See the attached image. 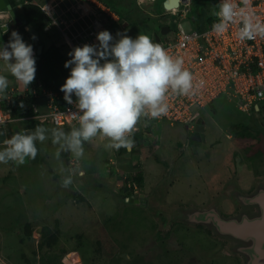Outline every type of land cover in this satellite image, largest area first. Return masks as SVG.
<instances>
[{
	"label": "rangeland",
	"instance_id": "1",
	"mask_svg": "<svg viewBox=\"0 0 264 264\" xmlns=\"http://www.w3.org/2000/svg\"><path fill=\"white\" fill-rule=\"evenodd\" d=\"M23 1L27 0H16V7L20 9ZM28 1L46 9L45 33L38 36L42 47L54 44L66 56L71 51L64 34L90 29L96 20L103 21L101 8H107L98 0ZM110 2L119 10L123 5L132 10L135 4L138 13L132 18L137 23L128 35L133 39L139 34L151 37L156 27L165 24L171 33L162 39L173 37L177 21L162 17V0ZM212 5V0H192L191 11L179 21L183 29L190 31L192 18L200 13H214ZM105 26L113 31L119 28L117 23ZM0 74L7 76L9 86L21 87L3 60ZM212 106V115L202 114L204 142L192 141L190 126L195 124L150 121L146 125L140 119L133 135L136 151L127 159L122 158L126 153L117 155L106 147L110 141L99 136L84 144L81 160L70 153L68 162L57 159L59 145L52 143L49 131L47 140L37 142V162L0 163V264H65L64 255L72 251L77 254L69 255L75 264H248L243 250L250 242L221 235L211 222L194 219L208 211L225 220L258 216V207L243 199L264 188V115L239 112L236 100L224 96ZM22 110L19 106L17 114ZM239 123L242 131H230L231 125ZM63 130L68 132L66 127ZM217 140L224 153L210 149ZM5 147L0 145V150ZM69 170L73 183L64 188L61 177ZM129 175H140L142 186L134 183L133 189ZM128 183L131 189L125 191ZM46 227L58 237L55 251L47 253L37 249Z\"/></svg>",
	"mask_w": 264,
	"mask_h": 264
},
{
	"label": "clouds",
	"instance_id": "2",
	"mask_svg": "<svg viewBox=\"0 0 264 264\" xmlns=\"http://www.w3.org/2000/svg\"><path fill=\"white\" fill-rule=\"evenodd\" d=\"M145 0H138L143 4ZM248 5L249 0H243ZM216 15L213 31L222 34L229 23L240 17L243 27L238 32L241 41L264 37V24L253 23L243 9L237 11L231 0H222ZM6 30V27H5ZM120 37L113 43L112 34L103 30L97 34L98 45L85 44L69 52L70 60L64 64L71 72L61 86L64 99L73 104L77 98V123L70 131L63 128L36 127L33 132H17L6 139V147L0 150V163L23 164L26 158L35 160L37 142L43 143L51 133L52 143L61 151L68 152L79 161L84 157V144L99 137L107 138L108 148L128 151L134 146L133 135L141 117L159 119L169 111V93L188 96L194 90V76L184 66V60L170 55L159 42L145 34L135 39L117 33ZM35 39V37H33ZM0 60L6 63L10 74L25 89L34 82L36 61L33 46L26 44L20 34L13 31L7 46L0 47ZM14 61V62H12ZM103 61V63H101ZM9 86L7 76L0 75V97ZM61 173L65 169L61 168ZM83 175V172H80ZM73 183L72 172L62 175L61 186Z\"/></svg>",
	"mask_w": 264,
	"mask_h": 264
},
{
	"label": "built area",
	"instance_id": "3",
	"mask_svg": "<svg viewBox=\"0 0 264 264\" xmlns=\"http://www.w3.org/2000/svg\"><path fill=\"white\" fill-rule=\"evenodd\" d=\"M191 2L192 0H180L178 8L165 10L162 17L174 16L172 20L177 23L173 37L166 41L160 37V43L170 55L182 58L185 68L192 72L193 93L188 96L169 93L167 115L159 119L141 117V121H164L169 125L195 124L190 126L194 133L198 118L209 105L223 95L229 101L236 100V108L242 113L249 114L253 109L255 113L264 115V37L258 35L253 40L241 41L238 38V32L243 27L240 17L229 23L222 34L214 32L212 26L219 23L220 18L216 13L220 10L222 0H216L217 8L206 17L207 22L200 32L194 29L195 20L192 17L191 30L185 31L179 21L186 19L187 13L191 11ZM231 2L237 11L243 9L253 23L264 24V0H249L248 5H245L243 0ZM41 9L46 11L45 7ZM100 15L105 16L103 21H95L90 29L70 34L71 36L64 34L65 44L70 51L85 44L98 45L97 34L103 30L109 31L105 26L109 22L119 24L120 32L127 31V25L119 23L118 16L108 7H102ZM52 25L55 23L52 22ZM25 43L32 45L30 41ZM32 46L35 55L38 50L36 46ZM6 92L5 96L0 97V127L23 120H36L57 128L78 126L76 99L72 98L74 103L68 104L63 92L48 90L39 83L28 86L27 89L23 85L21 90L9 88ZM13 99L18 102V107L23 108L20 114L26 112L25 108L31 111V114L25 117L16 116L12 112ZM27 102L29 104L25 106ZM132 187L136 189L133 183ZM126 199L128 200L127 197Z\"/></svg>",
	"mask_w": 264,
	"mask_h": 264
},
{
	"label": "trees",
	"instance_id": "4",
	"mask_svg": "<svg viewBox=\"0 0 264 264\" xmlns=\"http://www.w3.org/2000/svg\"><path fill=\"white\" fill-rule=\"evenodd\" d=\"M98 1L100 3H102L103 5L107 6L109 9H111L118 16L119 23H121V24L125 23L127 25V29L129 28L131 31L134 30L137 22L134 21L132 17L138 13L137 8L135 7V4L133 5L132 10H130L128 8V6H125V5L122 6L121 4H118V6H122L119 10L117 8V5H115L113 2H110V0H98ZM118 1H122V0H118ZM202 1H204V0H202ZM124 2H127V1H123V3ZM212 2H213L212 10H215L217 8L216 0H212ZM9 4L13 8H15L17 3H16V0H9ZM196 7H199V4H194V8H196ZM210 12L211 11L208 10L207 15H209ZM205 14H206V12L200 13L199 15L196 16L194 29L197 32H200L203 29L205 23L207 22V20H206L207 15H205ZM17 16L23 22V25L31 26L34 29V31L38 34L39 37L41 34L45 33L46 16H45L44 12L41 10L39 5L33 4L32 2H30L28 0L23 1L22 6L20 8V12L17 13ZM159 28H160L159 26L156 27L154 33L151 36L153 42H156L155 34L158 33ZM13 31L18 32L20 34V36L22 37L23 41L29 40L32 43L31 38L29 37V35L27 34V32L24 30L23 27L18 28L14 25H10V26L8 25V26H6V30H4L3 27H0V47L7 46ZM161 40H162V37H161ZM32 45L42 46V43L39 39V42L37 44H32ZM38 56H39V59L36 61L35 80L29 86H35V84L39 83L44 88H46L48 90H51V91H54L57 93H61L62 92L60 90L61 86L65 83V80L68 78V76L70 75V72H71V67L65 68L64 64L66 61L70 60L71 57L68 55L67 56L64 55L61 48L54 45V44H50L47 48L42 47L40 53H38ZM101 63H103V61H101ZM224 97L228 100V98L226 96H224ZM72 98L77 99L74 95ZM11 103H12V107H13L12 112L16 116L25 117L26 115L31 114V111H28L25 108L26 114L24 113V114L18 115L17 114L18 102L15 99H13ZM28 104H29V102L25 103L24 105L26 106ZM206 111L209 112L211 115L213 114L214 108H213L212 104L206 108ZM250 113H251L252 117L258 115L257 113L254 112L253 109L251 110ZM196 124L202 125L203 127H205L206 119L201 116L200 118H198ZM45 125H46L45 123H39L36 120H29L26 122L25 126L27 129L35 130L36 127H38V126L44 127ZM241 126H242V123L231 125L230 131H234V132L235 131L239 132V130L242 131ZM66 128L68 129V131L71 130V128H69V127H66ZM220 145H221V142L219 140H217L212 145H210V149L213 152H218V154H219V152L224 153V151L222 152L220 150L221 149ZM126 151L127 150L125 148H121L120 150H116V154L122 155V154L126 153ZM135 151L136 150L134 148L131 149V156L135 153ZM60 157L63 160H65L66 162L69 161V153L68 152L61 151ZM233 159H234L233 167L235 166V168L237 169L239 166L236 164L237 163L236 160H238V159H237V157H235ZM243 162L247 163L248 161H242V163ZM236 169L233 171V175L237 174ZM127 181L132 182L133 184L135 183L139 188L142 186V182H143L140 175L135 176V177H132L131 175H129L127 178ZM26 227L28 230L30 229L28 227V225ZM29 234H31V232H29ZM57 243H58L57 235L55 233H51L50 229L46 227L43 229V231L41 233L40 242L38 244V249L42 250L43 247H46L47 250L45 253H47V251L52 252L53 251L52 249L55 246H57ZM74 255H77V254L73 253L72 256H74Z\"/></svg>",
	"mask_w": 264,
	"mask_h": 264
},
{
	"label": "water",
	"instance_id": "5",
	"mask_svg": "<svg viewBox=\"0 0 264 264\" xmlns=\"http://www.w3.org/2000/svg\"><path fill=\"white\" fill-rule=\"evenodd\" d=\"M180 0H162L163 10H168L167 8H178ZM7 11L9 15L14 19L15 22L20 25L22 22L19 18L15 17V13L12 10L9 0H0V12ZM171 19H174V16H171ZM5 27L3 29L5 30ZM48 29V28H46ZM27 34L30 36L33 43H38V35L34 29L27 25L25 26ZM170 28L168 26H161L159 32L155 34L156 42H160V37H164L170 33ZM109 32L113 36V42L117 38V33H121L119 30ZM35 37V39H33ZM162 42V41H161ZM38 52L34 55L35 61L39 59L38 53H40V47L37 48ZM145 121L146 125H149L150 122ZM17 132H33V130H23L20 124H14L8 127H0V145H5L4 141L10 139L12 135ZM192 141L194 142H204V127L202 125H197L194 128V133L192 135ZM131 151H126V154L122 155L123 159L130 158ZM38 161V155L35 160L26 158L23 164H16L15 166L25 165L28 163H34ZM133 202V201H131ZM245 204H253L258 207V216L247 218L243 217L240 220H225L219 216L216 212L208 211L204 213H198L195 216V222H211L215 230L221 234L233 237L237 240L250 242V245L245 248L243 251L248 258V264H264V188L256 192L255 195L250 198L243 199ZM76 252H70L67 255L73 254ZM79 258V257H78Z\"/></svg>",
	"mask_w": 264,
	"mask_h": 264
},
{
	"label": "flooded vegetation",
	"instance_id": "6",
	"mask_svg": "<svg viewBox=\"0 0 264 264\" xmlns=\"http://www.w3.org/2000/svg\"><path fill=\"white\" fill-rule=\"evenodd\" d=\"M154 1H156V0H154ZM11 7H12V6H11ZM18 9H19V8H17L16 6H15V8L12 7V10L14 11V13H15V17H16V18H19V17L17 16V13L20 12V9H19V11H18ZM3 12H4V13H3V15H4L3 21L6 22V26H8V25H9V26H10V25H14V26H16V27H18V28L23 27L24 30H25V25H23V22H22V21H21L22 23H21L20 25H18V23L14 21V19L9 15V13H8L6 10L3 11ZM0 15H1V13H0ZM157 16H158V15H156L155 17H157ZM166 18L168 19V17H166ZM166 18H164V19H166ZM165 25H166V24H165ZM26 26H27V25H26ZM163 26H164V25H163ZM160 27H161V26H160ZM108 29L111 30L110 27H108ZM25 31H26V30H25ZM112 31H113V30H112ZM26 32H27V31H26ZM125 32H126L127 35H129V33H127V31H125V30H124L123 33H122V32H121V33L124 34ZM37 35H38V34H37ZM29 37H30V36H29ZM32 43H33V42H32ZM33 44H37V43H33ZM36 47H37V48L40 47V51H41L42 46L37 45ZM20 122H22V121H20ZM24 127H26V126L24 125ZM24 130H28V129H25V128H24ZM29 130H30V129H29ZM128 189H131V185H130L129 183L127 184V188L125 187L124 190L127 191ZM130 197H131V196H130ZM40 236H41V234H40ZM55 248H56V246H55L52 250L55 251ZM37 249H38V246H37ZM43 249H44L45 251L47 250L46 247H43ZM38 250H39V249H38ZM56 252H57V251H56ZM58 252H61V250H58ZM72 252H73V251H72ZM69 253H70V252H67L66 254L64 253V254H65L64 256L67 257V258L64 259L65 264H71V263L67 260V259L70 258V256L67 255V254H69ZM72 255H73V254H72ZM68 256H69V257H68ZM236 260H237V259H236ZM70 261L74 263V259H73V257L70 258ZM64 262H63V263H64ZM238 262H240V258H238L237 263H238ZM74 264H75V263H74Z\"/></svg>",
	"mask_w": 264,
	"mask_h": 264
},
{
	"label": "crops",
	"instance_id": "7",
	"mask_svg": "<svg viewBox=\"0 0 264 264\" xmlns=\"http://www.w3.org/2000/svg\"><path fill=\"white\" fill-rule=\"evenodd\" d=\"M3 12V11H2ZM1 13V12H0ZM3 15V14H2ZM3 18H4V16H3ZM0 21H3V20H0ZM96 21H98V20H96ZM4 26H6V22H4L3 24H2V27H4ZM118 30V29H117ZM110 31H112V30H110ZM112 32H115V31H112ZM127 32L129 33L130 32V29L128 28L127 29ZM116 39H119V36H117V38ZM33 44V43H32ZM1 75V74H0ZM21 87H22V84H21ZM21 87L19 88V87H17L15 84H12V85H10V86H8V89L9 88H17L18 90H21ZM8 89H7V91H8ZM6 94H7V92H6ZM5 94V95H6ZM4 95V96H5ZM23 121H25V122H27V120H23ZM22 121V122H23ZM21 122H17V124H20ZM14 124H16V123H13V124H7V125H5L4 127H8V126H12V125H14ZM26 125V124H25ZM22 127V129H27L26 127H24V125L23 126H21ZM29 130V129H28ZM34 131V130H33ZM4 146H6V145H4Z\"/></svg>",
	"mask_w": 264,
	"mask_h": 264
},
{
	"label": "bare ground",
	"instance_id": "8",
	"mask_svg": "<svg viewBox=\"0 0 264 264\" xmlns=\"http://www.w3.org/2000/svg\"><path fill=\"white\" fill-rule=\"evenodd\" d=\"M168 10H171V9H175V8H173V6H172V8H167ZM2 13V12H1ZM0 17H1V15H0Z\"/></svg>",
	"mask_w": 264,
	"mask_h": 264
}]
</instances>
